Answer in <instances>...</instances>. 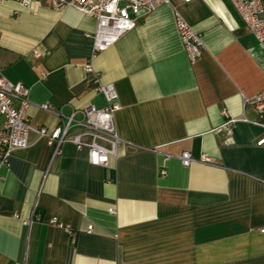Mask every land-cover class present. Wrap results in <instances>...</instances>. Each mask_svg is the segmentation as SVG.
Listing matches in <instances>:
<instances>
[{
    "label": "crops",
    "instance_id": "0c3cea01",
    "mask_svg": "<svg viewBox=\"0 0 264 264\" xmlns=\"http://www.w3.org/2000/svg\"><path fill=\"white\" fill-rule=\"evenodd\" d=\"M174 12L201 36L193 65ZM95 27L47 0L0 1V72L27 88L29 125H59L42 104L103 107L98 79L122 140L105 167L68 142L52 156L33 132L0 160V264H264V130L245 104L264 90V45L230 0H168L93 56Z\"/></svg>",
    "mask_w": 264,
    "mask_h": 264
},
{
    "label": "built area",
    "instance_id": "2783aa9c",
    "mask_svg": "<svg viewBox=\"0 0 264 264\" xmlns=\"http://www.w3.org/2000/svg\"><path fill=\"white\" fill-rule=\"evenodd\" d=\"M2 1V0H0ZM49 7L58 11L70 8L95 20V31L90 36L92 41L93 56L104 52L114 45L126 32L135 28L139 18L148 14L162 5L168 4V0H47ZM190 3L193 0H183ZM234 10L241 18L245 30L258 45H264V1L262 0H230ZM23 6H30L32 0H21ZM175 28L179 37L183 53L190 65L196 63L201 57L203 45L201 36L197 34L177 13L174 12ZM85 70L91 71L90 66ZM94 91L104 100L103 107L87 106L78 111H72L68 115L54 110L49 105L42 104L39 109L46 113L54 114L60 120L58 126L53 129L33 128L29 125L26 109L28 106V90L21 84H13L6 80L0 72V160H7L14 150L26 149L29 145V133H35L39 138L46 140V144L52 150V156L61 152L64 143H71L77 150H86L88 163L92 166L105 167L111 157H116L117 149L122 140L117 135L114 123V114L119 105L117 93L111 83L103 84L96 79ZM19 103V107L14 105ZM245 104L253 107L257 116L256 125L264 130V90L256 94ZM246 122V120H243ZM229 119L225 127L235 123ZM256 147L264 148V135L255 143ZM181 166L187 168L193 160L188 152L179 156ZM203 163H208L202 158ZM164 176L165 171L161 170ZM33 220L39 221L38 216ZM52 219V224H56ZM29 221H24L25 226H30ZM91 230V226L87 231ZM69 236L71 232L67 230Z\"/></svg>",
    "mask_w": 264,
    "mask_h": 264
}]
</instances>
